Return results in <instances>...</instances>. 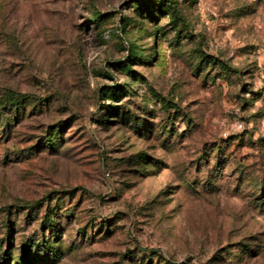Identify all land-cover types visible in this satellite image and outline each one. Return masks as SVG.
Here are the masks:
<instances>
[{"label": "rangeland", "instance_id": "rangeland-1", "mask_svg": "<svg viewBox=\"0 0 264 264\" xmlns=\"http://www.w3.org/2000/svg\"><path fill=\"white\" fill-rule=\"evenodd\" d=\"M261 140L264 0H0V264H264Z\"/></svg>", "mask_w": 264, "mask_h": 264}, {"label": "trees", "instance_id": "trees-1", "mask_svg": "<svg viewBox=\"0 0 264 264\" xmlns=\"http://www.w3.org/2000/svg\"><path fill=\"white\" fill-rule=\"evenodd\" d=\"M147 13L149 14V17H152V15L154 14L152 12L150 13L149 11H147ZM169 15H170V17H169V23L168 24L171 28H173V30H176V32H175L176 35H175L174 39L179 40L182 37L184 28L186 27V23L184 22V19L180 16V14L178 15V12L175 9V7L173 8L172 12L169 13ZM200 62H202V64H205L206 66H208V65L211 66V68H214L215 66L220 67L222 70H225V71H223L224 74L229 73L227 70L228 67L223 68L222 65H219L216 62V60H211V59H208L206 57L205 58L202 57L200 59ZM205 70L206 69H202L201 72H203ZM102 95L106 96V98L104 99L105 101H107V100H109V101H121L124 97H126L124 87H113L109 90H106V92L102 93ZM110 114H113V113H110ZM115 114H117V113H114V115ZM139 127H141V125ZM261 142H264V140H261ZM47 146H51V145H47ZM215 152L217 153L216 155H218V154H221L222 151H220L219 149H216ZM203 154H202L201 160H202L203 164H207V162H208L207 155H205L206 153H203ZM218 158L219 157H217V159ZM263 181H264V179H263Z\"/></svg>", "mask_w": 264, "mask_h": 264}]
</instances>
